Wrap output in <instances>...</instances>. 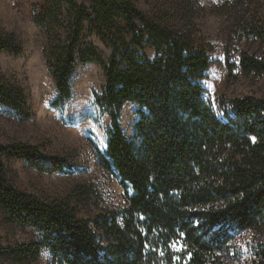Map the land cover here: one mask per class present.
<instances>
[{
	"label": "trees",
	"instance_id": "trees-1",
	"mask_svg": "<svg viewBox=\"0 0 264 264\" xmlns=\"http://www.w3.org/2000/svg\"><path fill=\"white\" fill-rule=\"evenodd\" d=\"M35 20L66 29L49 46L52 104L69 98L77 63L102 69L95 102L106 109L109 126L97 158L118 180L124 205L84 218L64 200L20 191L7 181L3 157L44 171L79 168L24 142L0 144L3 219L36 231L34 240L0 246L5 264H36L43 248L50 264H229L237 233H264V96L233 98L217 116L201 82L211 62L201 40L147 17L131 0H45ZM85 28L108 44L106 58L84 40ZM248 34L264 38V24ZM0 51L16 55L21 48L4 34ZM238 66L264 75V59L253 54L241 52ZM127 102L136 106L131 137L119 122ZM0 105L29 116L22 89L2 80ZM256 255L264 264V242Z\"/></svg>",
	"mask_w": 264,
	"mask_h": 264
},
{
	"label": "rangeland",
	"instance_id": "rangeland-1",
	"mask_svg": "<svg viewBox=\"0 0 264 264\" xmlns=\"http://www.w3.org/2000/svg\"><path fill=\"white\" fill-rule=\"evenodd\" d=\"M45 0H0V35L12 34L19 54L0 51V80L18 86L26 98L27 118L0 105V144L24 142L42 156H55L79 168L74 172L44 171L21 158L3 157L7 181L18 190L40 199L69 203L79 217L124 205L118 180L100 166L97 152L105 146L109 116L95 102L104 85L101 67L95 62L77 63L69 79L71 93L60 105L52 104L55 82L49 67L50 47L65 36L63 26L39 23L35 14ZM149 18L194 33L210 59L202 79L205 97L222 117L236 97L264 96V75L245 73L238 66L241 52L264 59V38L248 34L251 26L264 24V0H131ZM85 4V2H84ZM84 40L106 58L109 46L85 28ZM148 55L152 49L144 48ZM232 64L228 72L225 67ZM135 104L123 105L119 122L126 137L132 136ZM83 193V194H81ZM83 195V196H80ZM0 210V246L34 240L30 226L8 223ZM264 242L261 229L235 235L229 248V264H259L256 251ZM6 261L0 257V264ZM36 264H50L41 249Z\"/></svg>",
	"mask_w": 264,
	"mask_h": 264
}]
</instances>
